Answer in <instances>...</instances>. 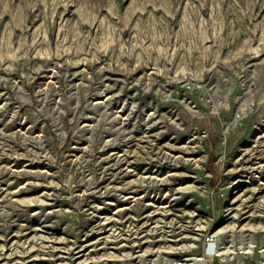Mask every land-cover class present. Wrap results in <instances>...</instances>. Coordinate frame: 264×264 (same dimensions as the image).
Instances as JSON below:
<instances>
[{"label":"rangeland","instance_id":"rangeland-1","mask_svg":"<svg viewBox=\"0 0 264 264\" xmlns=\"http://www.w3.org/2000/svg\"><path fill=\"white\" fill-rule=\"evenodd\" d=\"M0 108V264H264V0H0Z\"/></svg>","mask_w":264,"mask_h":264},{"label":"bare ground","instance_id":"bare-ground-1","mask_svg":"<svg viewBox=\"0 0 264 264\" xmlns=\"http://www.w3.org/2000/svg\"><path fill=\"white\" fill-rule=\"evenodd\" d=\"M52 38V37H51ZM105 84V83H104ZM109 91H110V89H109ZM104 92V91H103ZM110 100V99H109ZM5 107V106H4ZM2 108V107H1ZM0 108V109H1ZM6 109V108H5ZM2 110V109H1ZM3 110H4V108H3ZM1 112V111H0ZM173 112V111H172ZM2 114V113H1ZM154 114H152L151 116H153ZM155 117V116H154ZM157 118V117H156ZM159 118V117H158ZM153 119V118H152ZM151 119V120H152ZM157 122V121H156ZM158 123V122H157ZM156 123V124H157ZM158 125V124H157ZM154 126V125H153ZM152 126V127H153ZM159 127V126H158ZM156 128V127H155ZM87 129V128H86ZM89 129V128H88ZM151 129V128H150ZM154 130V129H153ZM263 141V140H262ZM108 142V141H107ZM264 142V141H263ZM112 145V144H111ZM119 146V145H118ZM172 147V146H171ZM103 150V149H102ZM257 151V150H256ZM255 153V152H254ZM256 154V153H255ZM246 158V157H245ZM252 158V157H251ZM256 158V157H255ZM261 158V157H260ZM264 158V157H263ZM262 158V159H263ZM258 159V158H257ZM244 161V160H243ZM262 164V163H261ZM243 165V164H242ZM248 165V164H247ZM244 166V165H243ZM264 165H262V167H263ZM259 167V166H258ZM252 168V167H251ZM250 168V169H251ZM246 169H247V167H246ZM249 169V170H250ZM125 176V175H124ZM170 177V176H169ZM106 178V177H105ZM153 178V177H152ZM153 179H158V178H156V177H154ZM173 179V178H172ZM160 182H162L163 184H168V182H169V178L167 177V178H159L158 179ZM147 181H148V179H147ZM173 181V180H172ZM171 182V181H170ZM154 183V182H153ZM29 185H23L20 189H18V190H16V191H14V193L15 194H19V193H21L22 192V190H32V189H37V188H43V185H40V184H32L31 182L30 183H28ZM174 184V183H173ZM45 186V185H44ZM48 186V185H47ZM53 186V185H52ZM162 187V186H161ZM46 188V187H45ZM97 189V188H96ZM5 190V188L4 187H1L0 186V194L3 192ZM97 191V190H96ZM104 191V190H103ZM258 191V190H257ZM100 192V191H99ZM106 193V192H105ZM97 194H99V193H97ZM100 195V194H99ZM108 195V194H107ZM43 196L44 197H46V198H53L54 196H53V193L51 192V191H49V190H45V192L43 193ZM7 198V197H6ZM102 198V197H101ZM126 198V197H125ZM129 198V197H128ZM38 199V198H37ZM4 200V199H3ZM13 200V199H12ZM16 200V199H15ZM25 200V199H24ZM47 200V199H46ZM2 202V201H1ZM21 202V201H20ZM22 202H24V201H22ZM35 202V201H34ZM43 202V201H42ZM29 203V202H28ZM33 203V202H32ZM49 203V202H48ZM47 203V204H48ZM43 204V203H42ZM54 205V204H53ZM6 206V205H5ZM28 206V205H27ZM37 206V205H36ZM40 206V205H39ZM42 207V206H41ZM44 207V206H43ZM2 208H3V206H2ZM0 211H1V209H0ZM158 211V210H157ZM163 212V211H162ZM170 213V212H169ZM148 216V215H147ZM107 218V220H109V221H103L102 222V224H105V223H109V222H111V221H114V220H117V219H115V218H113L112 216H108V217H106ZM98 224V223H97ZM39 228V227H38ZM96 228V227H95ZM100 228H103V227H100ZM115 229V228H114ZM95 230V229H94ZM98 230V229H97ZM99 232V231H98ZM179 233V232H178ZM16 234V233H15ZM72 249H74V247H72ZM208 249L211 251V253L213 252V250H214V243L213 242H210L209 244H208ZM73 251V253H74V250H72ZM190 258V257H189ZM187 259V258H186ZM191 259V258H190ZM189 259V260H190ZM204 259V258H203ZM188 260V259H187Z\"/></svg>","mask_w":264,"mask_h":264}]
</instances>
